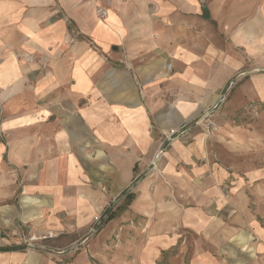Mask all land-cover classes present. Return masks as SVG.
Wrapping results in <instances>:
<instances>
[{"label": "crops", "instance_id": "crops-1", "mask_svg": "<svg viewBox=\"0 0 264 264\" xmlns=\"http://www.w3.org/2000/svg\"><path fill=\"white\" fill-rule=\"evenodd\" d=\"M257 107L264 0H0V264L32 263L29 235L79 232L111 204L147 219L178 202L186 223L209 220L217 253L264 264L257 220L229 234L249 187L224 159L264 143L233 118Z\"/></svg>", "mask_w": 264, "mask_h": 264}, {"label": "rangeland", "instance_id": "rangeland-1", "mask_svg": "<svg viewBox=\"0 0 264 264\" xmlns=\"http://www.w3.org/2000/svg\"><path fill=\"white\" fill-rule=\"evenodd\" d=\"M226 99L227 95L224 101ZM255 109L247 115L240 108L233 118L235 122H254L255 129L250 132L264 137V113L260 107ZM260 142H257L254 155L224 158L227 168L245 178V185L249 187L244 193L246 208L240 210L241 224L233 231L229 229V234L234 232L235 236L242 231L249 232L246 231L249 219L257 220L264 227V209H258V205L261 207L259 197H262L259 188L264 186V143ZM254 171H259L257 178L246 179L249 172ZM125 207L124 204H111V208L100 213L97 220H92L88 227H82L73 234L57 236L48 232L29 235L24 244L32 253L33 261L27 264H43L44 258L48 264H210L207 262L209 257L204 256L208 253L218 264H258L255 261H260L245 252L234 253L228 247L225 249L228 253H217L216 242L209 241L215 236V231L209 229V220L203 221L201 214L202 219L197 218L193 223L195 218H192L186 223L181 216L187 211L193 214L196 211L187 210L182 203L178 202V209H160L158 217L147 219L128 213ZM113 215L115 219L110 222L109 217ZM230 217L224 215L225 219ZM239 239L242 247L247 248L250 235H240Z\"/></svg>", "mask_w": 264, "mask_h": 264}, {"label": "built area", "instance_id": "built-area-1", "mask_svg": "<svg viewBox=\"0 0 264 264\" xmlns=\"http://www.w3.org/2000/svg\"><path fill=\"white\" fill-rule=\"evenodd\" d=\"M97 14L99 15V17L103 18L106 16V11L105 10H102V9H97ZM167 68L169 69L170 68V65L168 64L167 65ZM225 96L226 94H222L220 96V100L223 101L225 99ZM214 109H207L200 117V120H199V124L200 126H202V128H204L207 132H210L212 129L215 128L216 126V123L213 119V115H214ZM185 128L182 127L181 130H178V131H169L167 132L165 135V141L164 143L166 142L167 144L169 142H171L172 140L180 137L182 135V131H184ZM163 143V145H164ZM97 220V219H96Z\"/></svg>", "mask_w": 264, "mask_h": 264}, {"label": "trees", "instance_id": "trees-1", "mask_svg": "<svg viewBox=\"0 0 264 264\" xmlns=\"http://www.w3.org/2000/svg\"><path fill=\"white\" fill-rule=\"evenodd\" d=\"M128 202H129V199H128ZM112 218V216L111 217H109V219H111Z\"/></svg>", "mask_w": 264, "mask_h": 264}]
</instances>
